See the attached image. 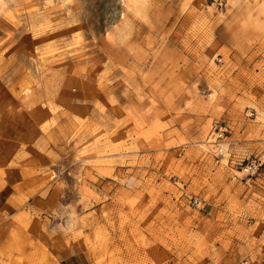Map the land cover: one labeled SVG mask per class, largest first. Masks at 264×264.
Masks as SVG:
<instances>
[{"label":"rangeland","instance_id":"obj_1","mask_svg":"<svg viewBox=\"0 0 264 264\" xmlns=\"http://www.w3.org/2000/svg\"><path fill=\"white\" fill-rule=\"evenodd\" d=\"M0 214L18 264H264V0H0Z\"/></svg>","mask_w":264,"mask_h":264},{"label":"crops","instance_id":"obj_2","mask_svg":"<svg viewBox=\"0 0 264 264\" xmlns=\"http://www.w3.org/2000/svg\"><path fill=\"white\" fill-rule=\"evenodd\" d=\"M5 226L4 219L0 214V264H18L15 254H11L13 243L11 230L13 224H8L7 228Z\"/></svg>","mask_w":264,"mask_h":264}]
</instances>
